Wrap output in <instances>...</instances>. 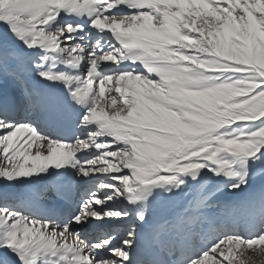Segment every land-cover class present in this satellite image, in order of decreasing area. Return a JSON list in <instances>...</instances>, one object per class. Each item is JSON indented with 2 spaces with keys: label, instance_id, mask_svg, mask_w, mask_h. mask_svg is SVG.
<instances>
[{
  "label": "snow or ice",
  "instance_id": "1",
  "mask_svg": "<svg viewBox=\"0 0 264 264\" xmlns=\"http://www.w3.org/2000/svg\"><path fill=\"white\" fill-rule=\"evenodd\" d=\"M264 257V0H0V264Z\"/></svg>",
  "mask_w": 264,
  "mask_h": 264
},
{
  "label": "rangeland",
  "instance_id": "2",
  "mask_svg": "<svg viewBox=\"0 0 264 264\" xmlns=\"http://www.w3.org/2000/svg\"><path fill=\"white\" fill-rule=\"evenodd\" d=\"M251 264H264V257H257L255 258Z\"/></svg>",
  "mask_w": 264,
  "mask_h": 264
}]
</instances>
